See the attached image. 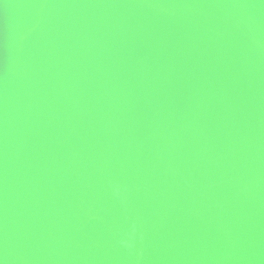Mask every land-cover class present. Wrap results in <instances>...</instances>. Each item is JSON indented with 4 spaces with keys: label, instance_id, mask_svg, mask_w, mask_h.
Instances as JSON below:
<instances>
[{
    "label": "water",
    "instance_id": "water-1",
    "mask_svg": "<svg viewBox=\"0 0 264 264\" xmlns=\"http://www.w3.org/2000/svg\"><path fill=\"white\" fill-rule=\"evenodd\" d=\"M0 264H264V0H0Z\"/></svg>",
    "mask_w": 264,
    "mask_h": 264
}]
</instances>
